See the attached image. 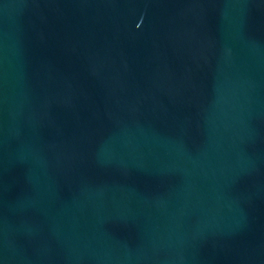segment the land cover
<instances>
[{
	"label": "water",
	"instance_id": "95a60500",
	"mask_svg": "<svg viewBox=\"0 0 264 264\" xmlns=\"http://www.w3.org/2000/svg\"><path fill=\"white\" fill-rule=\"evenodd\" d=\"M0 264H264V0H0Z\"/></svg>",
	"mask_w": 264,
	"mask_h": 264
}]
</instances>
